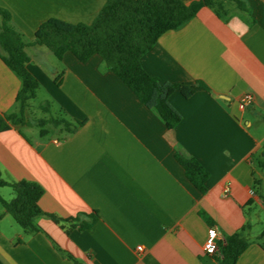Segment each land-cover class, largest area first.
<instances>
[{"label":"crops","instance_id":"1","mask_svg":"<svg viewBox=\"0 0 264 264\" xmlns=\"http://www.w3.org/2000/svg\"><path fill=\"white\" fill-rule=\"evenodd\" d=\"M245 1L249 13L233 10L225 21L201 9L185 25L164 33L141 58L149 75L177 86L169 102L182 120L173 130L98 55L80 63L65 53L57 65L45 48H26V68L39 85L36 101L82 125L63 139L57 133L40 137L31 121L0 133L1 177L40 186L38 205L46 213L70 218L97 212L99 220L89 230L65 233L49 219L38 218L41 232L24 235L0 205L3 264H72L55 247L80 264H216L200 248L209 227L229 237L244 226L250 237L260 233L264 0ZM104 2L0 0V9L30 44L51 19L91 24ZM19 89L20 81L0 59V113L16 110ZM244 94H252L254 102L240 111L237 102ZM177 154L197 160L209 173L204 195L186 179ZM246 185L251 192L243 189ZM224 190L226 197L220 195ZM0 198L9 202L12 190L1 187ZM138 245L148 253L137 252ZM236 264H264V251L251 243Z\"/></svg>","mask_w":264,"mask_h":264},{"label":"trees","instance_id":"2","mask_svg":"<svg viewBox=\"0 0 264 264\" xmlns=\"http://www.w3.org/2000/svg\"><path fill=\"white\" fill-rule=\"evenodd\" d=\"M104 1L103 7L91 24H68L51 19L37 29L30 44L24 43L20 34L11 26L9 13L0 9V59L20 81V89L15 98L16 110L0 113V133L24 126L27 121H31V104L36 99L39 85L26 68L30 61L26 52L28 46L45 48L57 61H61L65 53H71L80 63H86L93 55H98L107 69L115 74L148 110L156 114L164 127L173 130L182 120L181 115L169 102V96L177 86L161 83L158 78L149 75L141 65V58L164 33L185 25L195 18L201 9L211 10L223 21L233 10L249 13L245 0H197L188 5L181 0ZM61 77L62 74L56 78L57 85ZM38 109L47 117L35 123L31 121L30 125L39 130L40 137L57 133L63 139L74 134L82 125V122L69 120L62 113L52 114L48 103H43ZM175 159L183 168L186 179L204 195L209 178L207 170L193 158L177 154ZM1 187H9L13 198L9 202L0 198V205L24 235L41 232L36 225L38 218L49 219L65 230V233L74 228L79 231L89 230L99 220L97 212H82L70 218L46 213L38 205L43 193L40 186L24 180L9 183L2 179L0 173ZM200 216L212 225L208 215L200 212ZM248 231L249 227L244 226L230 236L229 242L219 247L218 256L210 257L211 260L217 264H236L251 243H255L264 251V227L252 240ZM16 243H22V240L18 239ZM55 248L72 264H80L66 252ZM0 264L3 263L0 261Z\"/></svg>","mask_w":264,"mask_h":264},{"label":"built area","instance_id":"3","mask_svg":"<svg viewBox=\"0 0 264 264\" xmlns=\"http://www.w3.org/2000/svg\"><path fill=\"white\" fill-rule=\"evenodd\" d=\"M253 102L254 96L252 94H244L238 99L237 108L242 111L244 109L249 108L253 104ZM243 189L246 192H251V187L249 185L244 186ZM227 193V190H224L220 192V195L226 197ZM229 238L230 237L226 233L219 231L214 226H211L207 229L205 238L201 243V252L205 256H215L218 254L219 247L229 242ZM136 251L141 254L148 253V250L141 245L136 246Z\"/></svg>","mask_w":264,"mask_h":264},{"label":"rangeland","instance_id":"4","mask_svg":"<svg viewBox=\"0 0 264 264\" xmlns=\"http://www.w3.org/2000/svg\"><path fill=\"white\" fill-rule=\"evenodd\" d=\"M50 60L52 61V62H54L55 64H59L58 62L59 61H57L53 56H50ZM43 103H39V101H36V99L34 100V101H32V104H31V106H32V108H31V115H30V120L33 122V123H35L37 120H40V119H44V118H46L47 116L43 113V111L42 110H40V109H38V107L39 106H41ZM48 127V126H47ZM32 128H34V130H35V128L36 127H34V126H32ZM264 154V153H263ZM256 233L257 232H252V238L250 237V239L252 240L253 239V237H255V235H256ZM217 264V263H216Z\"/></svg>","mask_w":264,"mask_h":264}]
</instances>
